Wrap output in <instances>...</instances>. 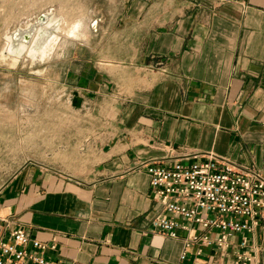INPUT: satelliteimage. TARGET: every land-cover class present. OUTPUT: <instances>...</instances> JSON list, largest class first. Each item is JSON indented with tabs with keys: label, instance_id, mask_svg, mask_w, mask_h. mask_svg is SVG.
Returning <instances> with one entry per match:
<instances>
[{
	"label": "crops",
	"instance_id": "crops-1",
	"mask_svg": "<svg viewBox=\"0 0 264 264\" xmlns=\"http://www.w3.org/2000/svg\"><path fill=\"white\" fill-rule=\"evenodd\" d=\"M143 1L145 22L129 24L134 100L60 168L32 162L1 188L0 239L22 226L62 264H178L184 240L151 230L143 164L212 155L264 175V0ZM246 237L227 254L195 245L190 261L264 264V221Z\"/></svg>",
	"mask_w": 264,
	"mask_h": 264
},
{
	"label": "rangeland",
	"instance_id": "rangeland-1",
	"mask_svg": "<svg viewBox=\"0 0 264 264\" xmlns=\"http://www.w3.org/2000/svg\"><path fill=\"white\" fill-rule=\"evenodd\" d=\"M143 5V0H0V190L32 162L60 168L80 150L75 142L91 126L122 116L121 109L134 100L130 58L136 45L129 24L145 22L151 8L144 11ZM154 13L148 22L161 21V12ZM73 21H80L81 36L67 34ZM41 26L58 35L42 59L30 53L32 41L19 36L27 31L34 36ZM9 45L21 53L13 54Z\"/></svg>",
	"mask_w": 264,
	"mask_h": 264
},
{
	"label": "built area",
	"instance_id": "built-area-1",
	"mask_svg": "<svg viewBox=\"0 0 264 264\" xmlns=\"http://www.w3.org/2000/svg\"><path fill=\"white\" fill-rule=\"evenodd\" d=\"M156 215L151 230L171 239L184 240L178 264H199L190 261V248L215 246L224 254L233 246L245 247L264 221V175L234 163L208 156L204 160H175L171 164L147 162ZM55 248V245H52ZM48 246L24 227L18 226L9 236L0 239V264H62L48 257ZM238 259L248 260L239 255ZM245 264V263H244Z\"/></svg>",
	"mask_w": 264,
	"mask_h": 264
},
{
	"label": "bare ground",
	"instance_id": "bare-ground-1",
	"mask_svg": "<svg viewBox=\"0 0 264 264\" xmlns=\"http://www.w3.org/2000/svg\"><path fill=\"white\" fill-rule=\"evenodd\" d=\"M80 25H81L80 21L70 22V24L67 25L68 28L67 34L72 36H81V31L79 29ZM45 28H42V26L38 30H36L37 29L36 28L35 30L37 31V34L33 36L32 40H30L32 41V45H34L30 53L32 54L33 57H38L40 59L44 58L50 52H52V50L56 46V41L58 37L57 33L55 34L52 30ZM60 28H65V27L61 26ZM20 45L22 50L26 48L25 44L20 43ZM13 47H10L9 45V48L11 49L10 52H12L15 55H19L21 52L19 53L17 49L14 50L15 47L14 48Z\"/></svg>",
	"mask_w": 264,
	"mask_h": 264
},
{
	"label": "water",
	"instance_id": "water-1",
	"mask_svg": "<svg viewBox=\"0 0 264 264\" xmlns=\"http://www.w3.org/2000/svg\"><path fill=\"white\" fill-rule=\"evenodd\" d=\"M43 18H46V17H43ZM42 20V19H41ZM23 40L25 41H30V39L32 38L33 36V33L31 31H27V33H24L22 35H19Z\"/></svg>",
	"mask_w": 264,
	"mask_h": 264
}]
</instances>
